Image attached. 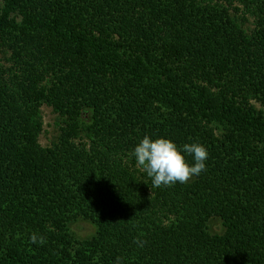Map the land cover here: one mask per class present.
Instances as JSON below:
<instances>
[{
  "label": "trees",
  "instance_id": "1",
  "mask_svg": "<svg viewBox=\"0 0 264 264\" xmlns=\"http://www.w3.org/2000/svg\"><path fill=\"white\" fill-rule=\"evenodd\" d=\"M255 105L264 0H2L0 264H264ZM42 107L62 123L49 148ZM145 135L204 145L205 170L153 186Z\"/></svg>",
  "mask_w": 264,
  "mask_h": 264
},
{
  "label": "clouds",
  "instance_id": "2",
  "mask_svg": "<svg viewBox=\"0 0 264 264\" xmlns=\"http://www.w3.org/2000/svg\"><path fill=\"white\" fill-rule=\"evenodd\" d=\"M131 155L136 164L151 178L153 186L160 187L177 182L185 183L198 176L206 168L208 152L204 145L196 142L177 146L170 139H153L145 135L135 145ZM187 155L192 157L191 164L185 159ZM30 241L36 243L37 237L31 236ZM39 242L43 243V238ZM116 264H119V258Z\"/></svg>",
  "mask_w": 264,
  "mask_h": 264
},
{
  "label": "rangeland",
  "instance_id": "3",
  "mask_svg": "<svg viewBox=\"0 0 264 264\" xmlns=\"http://www.w3.org/2000/svg\"><path fill=\"white\" fill-rule=\"evenodd\" d=\"M2 5V0H0V8ZM257 110H262L264 113V107L261 108L260 105H255ZM41 116H42V122H43V130L39 138V144L41 147L49 148L52 145H54L58 141L59 137V126H61V120L55 115L52 110L48 107H42L41 109ZM90 117L91 114L89 112H85L82 114V117L79 120V128L84 129L86 126L90 124ZM188 180L187 182H190ZM206 230L209 235L215 236L222 233L223 228L221 225V222L218 219H211L207 223ZM69 231L71 232V235L76 240H87L90 239L94 233L95 229L92 227L91 224L88 222H76L73 223L69 227Z\"/></svg>",
  "mask_w": 264,
  "mask_h": 264
}]
</instances>
